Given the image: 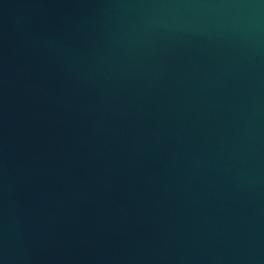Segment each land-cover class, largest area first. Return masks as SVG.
I'll list each match as a JSON object with an SVG mask.
<instances>
[{"label":"water","instance_id":"1","mask_svg":"<svg viewBox=\"0 0 264 264\" xmlns=\"http://www.w3.org/2000/svg\"><path fill=\"white\" fill-rule=\"evenodd\" d=\"M0 264H264V0H0Z\"/></svg>","mask_w":264,"mask_h":264}]
</instances>
